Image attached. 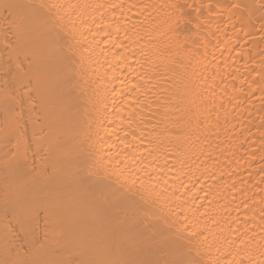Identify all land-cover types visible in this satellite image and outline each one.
<instances>
[{
	"label": "bare ground",
	"instance_id": "bare-ground-1",
	"mask_svg": "<svg viewBox=\"0 0 264 264\" xmlns=\"http://www.w3.org/2000/svg\"><path fill=\"white\" fill-rule=\"evenodd\" d=\"M0 264H264V0H0Z\"/></svg>",
	"mask_w": 264,
	"mask_h": 264
}]
</instances>
